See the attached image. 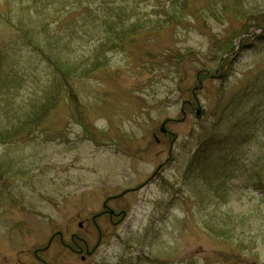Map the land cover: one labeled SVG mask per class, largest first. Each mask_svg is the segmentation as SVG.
I'll return each mask as SVG.
<instances>
[{"label":"rangeland","instance_id":"rangeland-1","mask_svg":"<svg viewBox=\"0 0 264 264\" xmlns=\"http://www.w3.org/2000/svg\"><path fill=\"white\" fill-rule=\"evenodd\" d=\"M34 1L0 0V90L13 83L9 98L0 97V128L40 111L57 65V56L47 63L33 47L42 48V36L40 44L30 38L52 17L48 32L57 39L55 1ZM127 1L126 29L137 27L131 44L107 52V64L87 78L77 75L70 101L0 145V264H264V194L246 181L253 154L264 158V132L236 147L252 154L227 194H213L222 187L191 161L203 128L234 111L228 103H239L238 121L258 97L264 102V32L255 30L264 25V0H187L176 16L165 15L172 0ZM99 2H75L63 20L78 32L82 10ZM246 29L252 36L240 39ZM71 32L70 59L92 64L94 34L86 45ZM199 71L212 77L200 75L196 90ZM165 119L175 139L160 132ZM104 203L117 215L94 226ZM73 235L93 250L88 258L83 251L85 261L65 247L75 249Z\"/></svg>","mask_w":264,"mask_h":264},{"label":"trees","instance_id":"trees-1","mask_svg":"<svg viewBox=\"0 0 264 264\" xmlns=\"http://www.w3.org/2000/svg\"><path fill=\"white\" fill-rule=\"evenodd\" d=\"M55 1V10H57V39L55 36H51L48 32L49 24L53 20L52 17L46 18L44 24L39 28L33 29L31 31L30 38L36 39L39 37L37 34L42 36V40L44 43L42 44V48L37 45L33 46L36 48L37 53L45 58L47 63L49 60L48 55L57 56V65L53 62L51 65L52 70V78L49 82V87L47 86L41 95L40 99L45 101L44 106H40V111L35 114L22 113V115L18 116L15 119L17 121V126H13L9 124V118H6L5 124L0 128V145L6 144L13 139H15L19 134H24L28 129L34 127V125H38L42 122L43 118L47 116L48 111L53 108L63 97L69 99L70 94L74 90L75 81L74 78L79 77L87 78L90 73L102 67L105 63L108 62L107 52H116L122 51L127 48L128 44H131L130 39L135 38L136 32L131 34V27H135V24H131L132 26L126 29L127 24H130V18H127L126 15L130 11V4L126 3L127 0H114L113 2H105L104 0H100L99 6L96 7H88L87 9H83L81 20V26L79 27L78 32L75 29L71 28L73 26L72 22H67L63 20V16L67 15L68 12H72L74 9L71 6H74L75 2H82L83 0H54ZM51 1L50 3L54 2ZM118 1L120 3H118ZM187 0H172L170 1L169 10H167L165 15L170 16L171 11L174 10V16L180 14V8L182 9V5H184ZM36 1L33 0V3ZM38 2V0H37ZM69 6L71 9H69ZM101 6V7H100ZM47 7V6H46ZM45 8V7H44ZM68 8V9H67ZM172 9V10H171ZM109 12L108 16L106 12ZM81 12V11H80ZM114 14V15H111ZM213 15L216 16L215 13ZM215 19V18H214ZM139 21L136 20L135 23ZM248 27H254L253 24L248 25ZM76 35V39L82 43L88 45L91 39L87 40V37L90 34H94V51L92 53L93 62L90 65H87L84 62L77 63L73 62L70 59L69 53L71 52V40H72V30ZM255 30H260L264 32V25H256ZM67 29L69 31H67ZM249 29V28H248ZM34 30L36 31L34 35ZM59 30H65L64 33ZM76 32V33H75ZM252 31L243 30L241 34L238 35H247ZM33 33V35H32ZM84 33V34H83ZM86 37V38H85ZM96 37V38H95ZM251 37V36H248ZM39 38L36 39L37 43H41L42 40ZM134 43V42H133ZM71 45V46H70ZM82 46V44L80 43ZM56 59V57H55ZM181 62V60H180ZM180 62L177 60L174 61L172 67L177 71L181 67ZM167 63H171V61H167ZM105 64V65H106ZM167 70V66L165 65L159 71ZM12 81V80H8ZM6 82V84L0 90V97L2 99H8L10 94V86L13 83ZM75 91V90H74ZM75 93V92H74ZM262 97L257 98V102L253 104L246 105V109L241 113L242 117L235 121V114L240 113L239 103L235 104L233 100L228 103L229 106L234 107V111L230 112V116L226 118H222L220 120H216L214 124L208 129H204L202 138L200 140V144L198 150L195 152L192 162L194 167L192 170L199 171L204 177L202 179L208 180L211 185L214 182H217L218 186H221V189H216L213 194H227L226 186L227 183L232 180L233 174H235V169L240 167V163L247 154H252V152L242 154L239 153L236 147H243L245 145L249 146L251 144H255L257 134H263L264 132V102H261ZM39 100V97L36 99ZM70 101V99H69ZM233 102V103H232ZM236 108V109H235ZM6 110V109H5ZM238 110V111H237ZM232 114V115H231ZM27 121V122H26ZM9 124V125H8ZM34 124V125H32ZM256 126V128H255ZM29 127V128H28ZM211 130L209 133L208 131ZM212 131L218 132L214 136ZM254 131V132H252ZM17 135V136H16ZM215 151L213 157L216 163L209 167L208 159L209 152ZM203 154V157L201 156ZM253 154V158L250 163V169H252V176L246 180L251 182V188L258 192H263L264 194V158L262 156ZM204 164V165H203ZM208 165V167H207ZM231 174V175H230ZM230 175V176H229Z\"/></svg>","mask_w":264,"mask_h":264},{"label":"flooded vegetation","instance_id":"flooded-vegetation-1","mask_svg":"<svg viewBox=\"0 0 264 264\" xmlns=\"http://www.w3.org/2000/svg\"><path fill=\"white\" fill-rule=\"evenodd\" d=\"M189 108H191V109H193L192 107H190V106H188ZM164 136V138L165 137H168V136H170V134H165V135H163ZM109 212H106V210L105 209H103V211L101 212V213H99L98 214V216L96 215V216H94L93 218H92V224H94V226H96V219H98V218H101V217H104V216H107L108 217V219L110 220V221H112V219L117 215V214H115L114 212H113V214H108ZM82 225H80L79 227H81ZM59 237H60V241L62 242V236H61V234H59L58 235ZM72 243H73V245H74V248L75 249H73V248H71V247H69V246H65L68 250H70V251H72L73 253H76V254H79L80 256H81V260L82 261H85V256H83L82 254H83V251H84V253L86 254V257L88 258L90 255H91V253L93 252V250H92V252H89V250H88V245L86 244V242L84 241V240H82L81 238H79V237H76V236H72ZM76 241H79V242H81L82 244H83V247H84V249L83 248H81L79 245H77L76 244ZM37 251L36 252H34V256L37 258ZM43 264H45V263H43Z\"/></svg>","mask_w":264,"mask_h":264},{"label":"water","instance_id":"water-1","mask_svg":"<svg viewBox=\"0 0 264 264\" xmlns=\"http://www.w3.org/2000/svg\"><path fill=\"white\" fill-rule=\"evenodd\" d=\"M203 73H206V75L207 76H209V74L207 73V72H203ZM210 77V76H209ZM199 88H201V82H199V87H198V89ZM200 113V111H199V109H197V114H199ZM183 117H185L184 116V114H183ZM169 120H166L165 119V121L161 124V128H160V131L162 132V133H165L166 132V130H165V125H166V123L168 122ZM124 194V193H123ZM110 214H111V211H110Z\"/></svg>","mask_w":264,"mask_h":264}]
</instances>
